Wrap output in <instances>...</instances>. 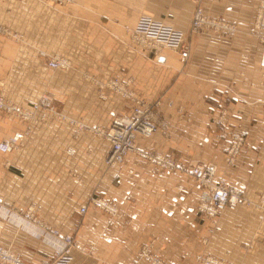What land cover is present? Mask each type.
I'll use <instances>...</instances> for the list:
<instances>
[{
    "label": "crops",
    "instance_id": "obj_1",
    "mask_svg": "<svg viewBox=\"0 0 264 264\" xmlns=\"http://www.w3.org/2000/svg\"><path fill=\"white\" fill-rule=\"evenodd\" d=\"M261 1L203 0L209 15L236 30L193 34L183 64L175 51L156 57L135 46L130 30L147 14L188 31L193 0H3L0 21L24 37L0 35V90L20 105L48 90L67 115L109 126L113 112L131 103L100 90L89 76L132 78L137 96L160 99L156 111L170 124L167 133L139 136L138 150L183 165L213 162L257 202L264 190V69L263 44L252 29ZM60 53L71 58L70 69L49 67V57ZM25 127L0 112V141ZM231 131L247 142L229 166ZM109 147L105 138L75 136L66 122L49 117L32 126L21 149L0 151V244L26 264L53 257L57 243L39 236V220L74 235L76 264H151L141 256L146 244L170 264H196L203 252L234 264H264V221L254 207L229 206L212 222L198 206L206 190L191 173L162 168L137 149L107 167ZM92 196L112 201L117 213L94 206L82 213Z\"/></svg>",
    "mask_w": 264,
    "mask_h": 264
},
{
    "label": "built area",
    "instance_id": "obj_2",
    "mask_svg": "<svg viewBox=\"0 0 264 264\" xmlns=\"http://www.w3.org/2000/svg\"><path fill=\"white\" fill-rule=\"evenodd\" d=\"M3 0H0V3ZM55 2L60 0H46ZM194 11L191 25L188 31L176 28L164 19H159L147 14H141L134 28L130 30V41L135 46L151 51L159 57L164 50H172L179 54L180 61L184 64L188 61L191 52V36L204 29L218 32H227L228 26L224 20L217 16L209 15L204 7L203 0H193ZM259 36L262 44V54L260 65L264 69V4L258 10L256 18ZM0 34L10 35L15 40L23 39L24 34L12 29L7 24L0 21ZM48 65L52 69H70L72 60L64 54L50 56ZM132 78L121 79L111 76L105 81L96 80L99 89L108 88L125 101H130L132 105L113 112L109 126L90 125L84 120L71 117L59 110L54 103V98L49 92H43L39 98L30 105H20L9 98L5 90H0V111L16 117L26 122L23 130L15 131L12 135L0 141V151L13 153L18 151L25 144L26 137L30 134L33 125L44 122L49 117L66 122L74 129V135L80 133L94 134L100 138H105L110 147L104 157L107 167H114L121 164L126 157L137 149V138L139 136L150 137L156 132L167 133L170 124L166 119L159 116L156 109L160 105V99L148 102L137 96L132 88ZM102 97L103 94H100ZM247 138L242 132L231 131L226 150V163L234 165L239 157L241 149L246 145ZM138 150V149H137ZM139 154L154 164L168 170H182L191 173L194 179L206 190L199 202L201 213L212 222L221 215L227 207H235L238 204H245L254 207L258 211L259 220L264 221V190L259 201L250 200L244 191L231 185L228 180L218 174V167L210 161H199L180 164L171 155L154 152L141 151ZM99 207L110 214H116L118 207L110 200L92 196L88 202L80 207L82 213H86L91 207ZM29 216L30 214H26ZM43 226L38 232L43 239L55 241L57 247L51 258H45L41 264H76L74 247L75 237L72 233H62L58 228ZM141 256L151 264H170L161 255L151 251V245H144ZM196 264H234L220 256L210 253L198 254L195 258ZM0 264H26L22 257L9 247L0 244Z\"/></svg>",
    "mask_w": 264,
    "mask_h": 264
},
{
    "label": "rangeland",
    "instance_id": "obj_3",
    "mask_svg": "<svg viewBox=\"0 0 264 264\" xmlns=\"http://www.w3.org/2000/svg\"><path fill=\"white\" fill-rule=\"evenodd\" d=\"M262 4H264V0L263 1H261V2H259V4H258V7H257V9H256V17L255 18H257V15H258V10H259V8H260V6L262 5ZM193 14V13H192ZM258 25H257V21H255V23H254V25H253V29H252V33H254V34H256L257 33V31H258ZM208 30V29H207ZM236 30V26L235 25H233V24H229V26H228V32H234ZM213 31V30H212ZM190 40H191V38H190ZM89 80L90 81H92L93 83H96V78H94L93 76H89ZM46 92H49L48 90H45ZM45 91H43V92H45ZM42 92V93H43ZM41 93V94H42ZM50 94H51V92H49ZM40 94V95H41ZM52 95V94H51ZM53 96V95H52ZM12 118H14L13 116H12ZM164 119V118H163ZM64 122V121H63Z\"/></svg>",
    "mask_w": 264,
    "mask_h": 264
},
{
    "label": "bare ground",
    "instance_id": "obj_4",
    "mask_svg": "<svg viewBox=\"0 0 264 264\" xmlns=\"http://www.w3.org/2000/svg\"><path fill=\"white\" fill-rule=\"evenodd\" d=\"M194 11V10H193ZM193 15V14H192ZM221 19V18H220ZM191 20H192V17H191ZM190 25H191V23H190ZM204 30H207V29H204ZM209 30V29H208ZM221 33H227V32H221ZM1 35V34H0ZM5 36V35H4ZM263 47V46H262ZM262 52V51H261ZM61 54V53H60ZM69 57V56H68ZM72 65H73V62H72ZM65 70H68V69H65ZM88 78V77H87ZM96 81V80H95ZM54 98V97H53ZM130 102V101H129ZM55 103V102H54ZM131 103V102H130ZM131 105H132V103H131ZM58 108V107H57ZM1 112V111H0ZM16 118V117H15ZM75 118V117H74ZM79 118H81V117H79ZM78 119V118H77ZM81 120H83V119H81ZM86 120V119H85ZM169 121V120H168ZM172 126V125H171ZM236 132H238V131H236ZM162 133V132H161ZM13 134V133H12ZM11 134V135H12ZM153 135V134H152ZM150 138V137H149ZM138 147V146H137ZM140 149V148H139ZM143 150V149H142ZM70 152H72L71 150H70ZM14 153V152H13ZM144 158V157H143ZM168 170V169H167ZM197 182V181H196ZM260 194V193H259ZM258 201V200H257ZM199 206V205H198ZM250 207V206H249ZM99 208V207H98ZM102 210V209H101ZM107 212V211H106ZM86 264V263H85Z\"/></svg>",
    "mask_w": 264,
    "mask_h": 264
}]
</instances>
